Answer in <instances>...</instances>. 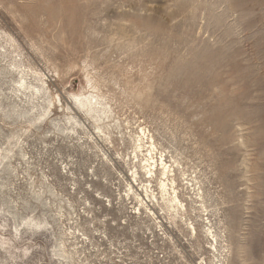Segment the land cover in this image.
<instances>
[{
    "label": "rangeland",
    "instance_id": "obj_1",
    "mask_svg": "<svg viewBox=\"0 0 264 264\" xmlns=\"http://www.w3.org/2000/svg\"><path fill=\"white\" fill-rule=\"evenodd\" d=\"M140 126L194 224L140 169ZM111 224H168L181 264H264V0H0V264H85L77 233Z\"/></svg>",
    "mask_w": 264,
    "mask_h": 264
},
{
    "label": "built area",
    "instance_id": "obj_2",
    "mask_svg": "<svg viewBox=\"0 0 264 264\" xmlns=\"http://www.w3.org/2000/svg\"><path fill=\"white\" fill-rule=\"evenodd\" d=\"M142 225L144 224H135L133 227V230H139L140 237L132 236V229L130 234L125 236L119 231L126 226L124 224H111L105 230L93 232L94 235H88L80 230L77 233L76 244L80 250L77 257L86 260L85 264H91L93 261L97 264H138L136 258L138 262H141L143 249L147 251L145 247L140 248L141 243L145 245L152 243L157 244L153 258L158 259L159 264H166L170 257L174 258L171 261L174 262L173 264H181L179 257L174 256L177 251L175 243H172L167 233L169 225L149 224L150 229L146 231ZM105 226L108 225L105 224ZM141 264L149 263L141 262Z\"/></svg>",
    "mask_w": 264,
    "mask_h": 264
},
{
    "label": "bare ground",
    "instance_id": "obj_3",
    "mask_svg": "<svg viewBox=\"0 0 264 264\" xmlns=\"http://www.w3.org/2000/svg\"><path fill=\"white\" fill-rule=\"evenodd\" d=\"M75 97L79 103L78 105L80 106V108H82V109L85 108L86 111H88V112L95 111V109L93 107V103L91 102L90 99H82V98L80 99L81 94L77 95ZM95 103H98V101H96ZM93 119L95 121H98L100 119V115L96 114L95 116H93ZM95 129L97 132L103 131L101 125H99V124L95 125ZM130 138L134 144V149L133 148L132 149L135 151L134 157L136 158V160L138 158V155L136 154V150H138V152L142 151V148L146 145L145 143L149 142V145L147 148L148 158L143 159L144 158L143 157L141 159V163L139 166L140 169L144 170V172L149 177H152V176L157 177L161 196H162L163 200L166 201L168 207L174 212L175 217H179L186 224H194L193 221H191L189 218L185 219L183 216L184 211L186 209L185 203L179 195V192L177 190V185H176V178L174 177V165L178 164L177 160L173 159L172 162H169V160H167V158H166V155L162 151L159 152L158 157L155 156V150L157 149V146L154 144V139H153L152 135H149V130H147L146 127L140 126L139 131L135 132L134 134H131ZM105 159L107 161H109L110 164L112 163V162H110V160L107 157H105ZM142 160H144V161L142 162ZM133 168L134 169L131 171L130 175L133 177V180L136 182L137 181L136 176L139 174V172L137 171L138 170L137 166L134 165ZM186 184H187L186 188H189L188 191L190 193V197L192 196V197H194V199L200 200L202 202L201 203L202 208L204 210H206L205 206L203 205L204 204L203 203V192H202L201 187L198 185L197 179L195 177L188 179L186 181ZM130 189H132V187H130ZM145 189L147 190V188H145ZM145 194H146V196H148L147 191H145ZM134 195H135L136 199L138 198V201L140 203L143 201V196H141L140 193L135 191ZM151 195H153V194H151ZM151 213H149V214H151ZM206 220H208V218H206ZM202 223L203 224L206 223L203 218H202ZM203 229H204V233L206 236H210L214 239V241H216L217 235L215 233H213V231L211 230V227L209 225L205 224ZM191 230H193V232L196 233V228L194 225L191 226Z\"/></svg>",
    "mask_w": 264,
    "mask_h": 264
}]
</instances>
